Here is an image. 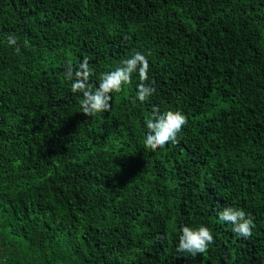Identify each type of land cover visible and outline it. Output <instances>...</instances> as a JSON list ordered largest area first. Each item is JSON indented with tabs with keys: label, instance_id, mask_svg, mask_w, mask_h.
I'll use <instances>...</instances> for the list:
<instances>
[{
	"label": "trees",
	"instance_id": "16d2710c",
	"mask_svg": "<svg viewBox=\"0 0 264 264\" xmlns=\"http://www.w3.org/2000/svg\"><path fill=\"white\" fill-rule=\"evenodd\" d=\"M0 264H264V0H0Z\"/></svg>",
	"mask_w": 264,
	"mask_h": 264
}]
</instances>
